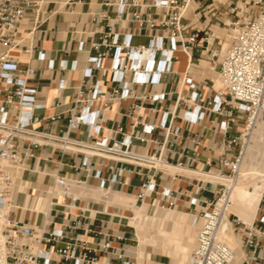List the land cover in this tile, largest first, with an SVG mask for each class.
<instances>
[{"label":"built area","instance_id":"obj_1","mask_svg":"<svg viewBox=\"0 0 264 264\" xmlns=\"http://www.w3.org/2000/svg\"><path fill=\"white\" fill-rule=\"evenodd\" d=\"M57 1V0H56ZM61 7L67 12H74L75 4H87L93 32L77 36L78 48L88 42L86 65L81 70L80 82L70 106L62 111L43 117L38 113L45 107L37 100V88L31 84L35 78L36 66L22 62L13 52L22 50L28 57L46 60V68L60 71L76 70L77 61L65 58L67 51L62 48V57L58 60L47 58L45 53L34 45L32 29L40 26L53 14L47 6L54 0H0V264H46L51 255L72 264H98L96 256L90 254L105 251L108 242L92 248L82 240L76 243L75 236H68L65 229L82 227L86 207L71 192L72 184L62 175H56L54 184L67 198L65 208L75 216L74 222L66 228L52 229L47 234L35 238L30 225L12 220L8 209L11 206V194L14 188V174L24 165L18 141L27 143L29 156L43 146L57 148L62 153L81 154V168L88 169L92 157H100L113 162L139 165L146 168L165 164L161 149L157 154L137 151L133 148L134 121L127 131L118 124L115 128L99 136L102 126L96 122L102 117L101 109L93 104L101 102L106 107L108 102L131 99L128 113L142 108L137 100L158 102L165 97V92H153V88L165 80L172 72V64L177 53L186 56L190 63L193 52L200 48L199 54L209 52L210 65L217 67L223 89H214V95L205 100L199 92L195 80L183 73L182 82L187 84L189 94L187 102L192 104L185 110L184 116L189 122L201 119L205 109L224 117L221 135L222 144L232 150V155H219L217 163L225 172L218 175L233 179L237 176L242 161L244 140L252 119L264 117V1L263 0H224L223 14H233L237 20L224 22L231 26L229 43L221 56L217 50L209 49L214 42L221 40L209 27L205 26L199 35L197 30H190L183 18L189 3L193 0H60ZM213 1V0H212ZM238 1L247 7V16L239 15ZM59 2V1H58ZM259 5L254 15L249 13L250 5ZM220 6H216L218 10ZM32 16V29L21 34L22 24L27 15ZM242 19V20H241ZM130 24L126 32L115 29L116 24ZM138 34L147 38L145 45L131 44L132 37ZM97 35V37H95ZM205 50V51H204ZM216 58V59H215ZM108 60L109 64L104 62ZM199 61V60H198ZM58 92L67 88V78H56ZM152 89V90H151ZM183 100V99H182ZM206 101V107L203 103ZM237 120H243V128L234 136H229ZM45 121L48 125H58L57 131L37 128L35 124ZM162 121L161 125L164 126ZM80 126H87L88 139L72 137V132ZM154 124L141 123L144 134L152 132ZM177 134L178 128L166 129V134ZM142 142L144 137L139 138ZM157 143V141H155ZM113 170V164L106 166ZM122 168L112 173L107 179H100V186L109 188L122 173ZM128 173L129 170H126ZM94 177H100L97 170ZM77 183H80V181ZM155 189L150 179L141 183L137 198L144 197ZM167 195L169 190L162 189ZM108 196L103 193V199ZM232 205L231 186L220 184L218 194L209 209L193 216L192 225L198 217L201 224L196 235V244L190 252L187 264H229L233 259V249L222 239L220 234L229 227L239 240L242 258L247 264H264V185L260 191L257 212L251 223L245 222L229 211ZM118 239H121L118 237ZM38 243L62 242L53 249L33 246ZM80 249V252L78 250ZM103 264H115L105 262ZM120 264H131L123 261Z\"/></svg>","mask_w":264,"mask_h":264},{"label":"crops","instance_id":"obj_2","mask_svg":"<svg viewBox=\"0 0 264 264\" xmlns=\"http://www.w3.org/2000/svg\"><path fill=\"white\" fill-rule=\"evenodd\" d=\"M60 3V0H54L47 6V10L53 14L35 29H32V16L28 14L20 32L24 34L32 29L34 45L41 49L47 58L58 60L62 57L61 50L64 48L67 51L65 58L69 62L77 61L76 70H49L46 68V60L28 57L20 49L13 52V55L22 62L36 66L35 78L31 80V84L37 88L39 103L45 105L38 110L43 117L62 112L70 106L80 82L81 70L86 65L85 58L88 51V42L84 48H78L77 36L78 33L86 36L93 32V25L87 14L89 10L87 4H75L74 12L70 13L62 8ZM206 4L205 1L203 3L198 1L193 7L194 4L190 2L183 18V23L187 24L190 30H197L200 36L205 26L214 32L212 27L226 22L227 17L222 11L219 12V7L217 10ZM128 27H130L128 23L123 26L116 24L115 29L126 32ZM228 35L225 33L226 40L222 43L221 54L228 46ZM146 43L147 38L138 34L131 40L133 45ZM200 50V48L194 50L190 63L184 54H176L172 72L153 90L151 89L153 92H165L164 99L158 102L137 100L142 103L139 112L135 109L128 113L131 99L108 102L106 107H103L101 102H96L92 106L100 108L102 112V117L96 120L102 126L99 136L118 124L130 131V125L137 121L138 124L134 128L133 148L147 154L154 151L158 154L161 149L164 165L150 169L92 157L90 166L84 169L81 168L83 158L81 154L62 153L57 148L43 146L35 150L34 156H29L26 154L27 143L19 140L18 147L24 165L14 174L11 206L8 209L10 218L30 225L34 230L35 238L40 234H47L52 229L71 225L75 216L67 212L65 208L67 198L54 184L55 176L62 175L73 185L72 193L79 198L80 204L86 207L82 227L70 230L66 228L65 232L68 236H75L77 244L84 240L92 248L108 242L110 247L105 251L90 254L96 256L98 264L105 262L120 264L123 261L131 264H184L195 241L193 229L197 235L201 224V219L198 217L196 224L192 225V218L210 208L218 194L220 183H223L217 173L225 171L219 167L217 157L232 155V150L224 146L221 141L223 116L208 109H205L202 118L194 123L187 121L184 116L185 110L192 108V104L187 102L188 86L182 82L184 72L195 80L199 92L206 101L214 95V89L219 90L221 87L218 71H215L208 61L202 59L204 52L200 55ZM104 64L108 65L109 61L106 60ZM59 76L67 78V88L60 92L55 88L56 78ZM208 80L214 81V87L208 83ZM206 101L203 103L205 107ZM162 121L165 122L164 126L161 125ZM141 123L154 124L156 128L144 134ZM35 126L54 132L58 128V125L50 126L45 121ZM169 126L171 130L177 127L178 133L167 135L166 129ZM242 128L243 120H237L229 136L236 135ZM87 132V126H80L71 135L74 138L88 139ZM141 137L145 138L143 142L139 139ZM263 138L264 126L261 122L249 158L245 160L244 172L264 173L260 171L264 166V156L259 151ZM109 164H113L115 168L107 170L106 166ZM118 168L123 169L118 180L110 183L109 188L101 187L100 179L109 178ZM97 170L100 171L99 178L93 176ZM126 170L129 172L127 173ZM148 179L155 183V189L141 201L137 198V193L141 183ZM257 183L263 187L264 180H259ZM163 188L169 190L167 195L162 193ZM105 191L108 196L103 199ZM257 208L256 206L255 211L252 212L234 206L231 212L246 222H251ZM148 221L158 223L154 229L151 225L150 228L148 227L154 233L152 235L145 232ZM231 232L233 236L231 247L235 252L231 264H247L242 258L243 252L240 249L238 236L232 230ZM61 245L62 242H35L33 246L51 250ZM72 263V260L64 261L56 255H51L46 262V264Z\"/></svg>","mask_w":264,"mask_h":264},{"label":"bare ground","instance_id":"obj_3","mask_svg":"<svg viewBox=\"0 0 264 264\" xmlns=\"http://www.w3.org/2000/svg\"><path fill=\"white\" fill-rule=\"evenodd\" d=\"M261 122L264 126V117L263 118L258 117L257 119H252L251 124L249 125L250 128L247 132V136L243 135L241 137V139L244 140V145H243V150H242L243 155H242V161H241L237 176L233 179H230L227 176L218 175L223 180V183H220V184H228L231 186L232 205L229 208L230 212L234 206L243 207L253 212L255 211L257 202L260 198V191L262 189V185H259L257 182L259 180H264V173H259L256 171L244 172L243 170H244L245 160L246 158L248 160L251 146L253 142L255 141L258 125ZM259 151L264 156V138H263L262 146L260 147ZM161 165L163 164H159L158 166L160 167ZM263 169H264V166L260 170H263ZM211 178H212V175H211ZM72 191H73V185L71 186V192ZM251 222L247 221V223H251ZM219 237L220 239L225 241L230 247L232 246L233 236H232L231 229L229 227H227V229L223 231ZM195 244H196V237H195ZM233 253H234L233 259L231 260L229 264H231L234 261V256H235L234 249H233Z\"/></svg>","mask_w":264,"mask_h":264},{"label":"rangeland","instance_id":"obj_4","mask_svg":"<svg viewBox=\"0 0 264 264\" xmlns=\"http://www.w3.org/2000/svg\"><path fill=\"white\" fill-rule=\"evenodd\" d=\"M198 1H201V3H203V1H205L207 4L206 5H209L210 4V6L212 7V8H216V6H220L219 8H220V11L219 12H221L222 10H223V8H224V6L223 5H221V3L223 2V0H195V2H193V1H191L193 4H194V6L193 7H195L196 6V4L198 3ZM264 1V0H263ZM235 2H236V0H235ZM237 5H238V7H239V9L238 10H236V11H238V14L240 15L241 13L243 14V15H246L247 16V7H249V5H245V4H243V1H238V3H237ZM251 7H250V10H249V13L250 14H252V15H254L255 14V12H256V10H257V7L259 6V5H252V3H251V5H250ZM192 7V8H193ZM191 8V9H192ZM213 11V10H212ZM227 17L225 18V21L226 22H228V20H232V21H235V20H237V18L234 16V13L233 14H228V15H226ZM242 20V19H241ZM214 23H215V21H213ZM213 28V30H214V32H215V34L217 35V37L218 38H220V40H221V42H220V44L219 45H217L216 44V42H214V44H213V46L212 47H210L209 49H214V51L215 50H217V54H218V56H221V49H222V43L226 40V36H225V33H228V34H231V26H225L222 22L221 23H219V24H215V26L214 27H212ZM222 30H224V31H222ZM229 36V35H228ZM227 40H228V43H229V38L227 37ZM210 58H211V56H210V54H209V52H204V57L202 58V59H204V60H206V61H210ZM216 59V58H215ZM214 70L215 71H217V67H215L214 68ZM208 83L210 84V85H212L213 87H214V81L212 80V81H210V80H208ZM223 89V86H222V84H221V87H220V89L219 90H222ZM243 171H246V169H244ZM260 171H264V169L263 170H260ZM218 183V182H217ZM233 213V212H232ZM233 214H235V213H233ZM150 225H151V228L152 229H154V227H156V225H158V223L157 222H152V223H150L149 221L147 222V225L145 226V228L147 227V231L145 230V232L148 234V235H152V234H154L153 232H152V230H149L148 229V227L150 228ZM194 228V227H193ZM192 228V229H193ZM193 233H194V239H195V237H196V234H195V229H193ZM194 245H195V241L193 242V246H192V249L194 248ZM192 249H191V251H192ZM191 251H189V252H191ZM190 254V253H189ZM187 261H188V258H187V260H186V262L184 263V264H187Z\"/></svg>","mask_w":264,"mask_h":264}]
</instances>
